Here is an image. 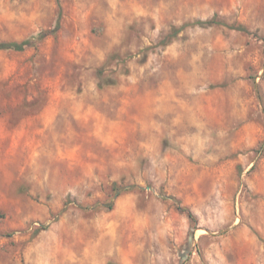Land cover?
I'll list each match as a JSON object with an SVG mask.
<instances>
[{
    "label": "rangeland",
    "instance_id": "374dc122",
    "mask_svg": "<svg viewBox=\"0 0 264 264\" xmlns=\"http://www.w3.org/2000/svg\"><path fill=\"white\" fill-rule=\"evenodd\" d=\"M214 14L249 32L163 42ZM24 39L0 50V264H264V0H0Z\"/></svg>",
    "mask_w": 264,
    "mask_h": 264
},
{
    "label": "trees",
    "instance_id": "16d2710c",
    "mask_svg": "<svg viewBox=\"0 0 264 264\" xmlns=\"http://www.w3.org/2000/svg\"><path fill=\"white\" fill-rule=\"evenodd\" d=\"M190 24H197V25H201V26H213V25H225L228 26L230 28H235V29H239L242 31H246L249 32V29L246 25L244 24H236V23H228L227 21H225L224 19H221L218 14H214L212 17L207 18V19H198L192 23H184L181 26L178 27H173L172 31L167 35V37L164 39V43L169 42L173 37H176L179 32L185 28L186 26L190 25ZM56 26H59V21L57 22ZM47 34V32L43 31L40 35V37H43ZM32 45V41L30 39H24L22 41H1L0 42V50H25L27 49L29 46ZM23 107L26 108L27 110H32L35 109L36 107H38L37 105H39V98L37 99H33L30 101H25L23 104ZM135 186H126V185H122L120 184L118 181H114L112 183V199L110 201H108L107 203H105L104 205L107 206L109 209H112L114 206V198L118 197L119 195H121L124 192H128L131 190H134ZM182 210L186 211L188 213L189 218L192 220V222L196 221V217L195 215L186 207H179ZM40 228H45V227H40ZM39 228V229H40Z\"/></svg>",
    "mask_w": 264,
    "mask_h": 264
}]
</instances>
